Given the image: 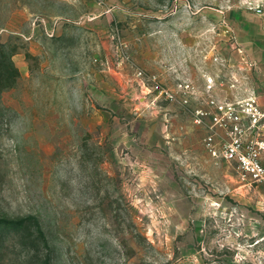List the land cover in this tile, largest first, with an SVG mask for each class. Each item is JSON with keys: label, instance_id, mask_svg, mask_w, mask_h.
I'll return each mask as SVG.
<instances>
[{"label": "rangeland", "instance_id": "obj_1", "mask_svg": "<svg viewBox=\"0 0 264 264\" xmlns=\"http://www.w3.org/2000/svg\"><path fill=\"white\" fill-rule=\"evenodd\" d=\"M259 61L264 0H0V264H264V186L152 92Z\"/></svg>", "mask_w": 264, "mask_h": 264}, {"label": "built area", "instance_id": "obj_2", "mask_svg": "<svg viewBox=\"0 0 264 264\" xmlns=\"http://www.w3.org/2000/svg\"><path fill=\"white\" fill-rule=\"evenodd\" d=\"M142 77L143 72L138 73ZM152 92L185 107L194 105L195 123L206 128L204 143L213 155L236 164L249 185L264 186V100L252 92L232 98L216 95L217 81L205 75L204 91L183 80L176 89L168 88L155 77Z\"/></svg>", "mask_w": 264, "mask_h": 264}, {"label": "trees", "instance_id": "obj_3", "mask_svg": "<svg viewBox=\"0 0 264 264\" xmlns=\"http://www.w3.org/2000/svg\"><path fill=\"white\" fill-rule=\"evenodd\" d=\"M5 222H10V223H14V224H23V220H19V221H13V220H11V221H9V220H6Z\"/></svg>", "mask_w": 264, "mask_h": 264}, {"label": "crops", "instance_id": "obj_4", "mask_svg": "<svg viewBox=\"0 0 264 264\" xmlns=\"http://www.w3.org/2000/svg\"><path fill=\"white\" fill-rule=\"evenodd\" d=\"M262 62H264V61H261V62L259 61V64L261 65V64H262ZM261 99H262V98H261ZM262 100H264V99H262Z\"/></svg>", "mask_w": 264, "mask_h": 264}]
</instances>
